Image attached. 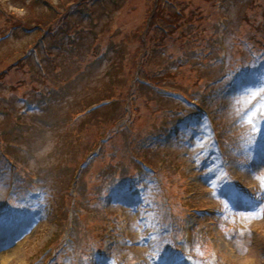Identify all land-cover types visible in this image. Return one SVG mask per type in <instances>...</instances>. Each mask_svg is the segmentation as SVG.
<instances>
[{
    "label": "rangeland",
    "instance_id": "rangeland-1",
    "mask_svg": "<svg viewBox=\"0 0 264 264\" xmlns=\"http://www.w3.org/2000/svg\"><path fill=\"white\" fill-rule=\"evenodd\" d=\"M36 2L0 0L61 24L0 34V264H79L110 232L96 264H160L176 244V264H264V0H168L198 10L143 64L168 87L137 74L125 35L147 0ZM23 44L27 61L4 57Z\"/></svg>",
    "mask_w": 264,
    "mask_h": 264
},
{
    "label": "trees",
    "instance_id": "trees-1",
    "mask_svg": "<svg viewBox=\"0 0 264 264\" xmlns=\"http://www.w3.org/2000/svg\"><path fill=\"white\" fill-rule=\"evenodd\" d=\"M36 1L38 0H32V3L29 5L31 7L33 6L37 7L38 5H40V3H37ZM147 2H148L147 9H146L147 14L144 16V19H143V22L141 23L140 28L130 33H127L125 35L128 41L131 39L134 42H137L138 44L137 48L134 49L135 53H133V55L131 56L132 61L134 62V65L136 66L135 70H138L137 74L141 73L143 75V78H145L149 83L153 84L154 86H156L157 83L161 81L162 84H159L160 86L168 87V85L174 81L173 80L174 75L172 73L166 70L162 74H155L150 70V68H146L145 67L146 65L143 66V64L148 63V61L150 60L149 54L151 53V49L156 47L159 44L158 42L160 38L159 36L160 33L166 34L169 32V30L171 31L172 28H177V27H179V29L181 30L180 26H182L184 23H188L192 25L195 19H197L196 16L198 14V10L195 9L191 14L187 15L185 11L172 10V8L169 9L167 7V4L169 3L168 0H167V3L164 0H147ZM76 7L81 8L83 7V4L80 3ZM172 13H173V16H172ZM1 14L4 16H6L5 14L8 15L6 16L7 18L6 21L8 25L2 24V27L0 28V34L3 33L4 30L5 31L8 30L9 32L12 29L16 33H18L21 29V31L23 30V32L28 33L31 31H41L43 27H47L48 32L51 31V35L50 34L49 35L55 36L54 32L58 30V28L61 25L59 24L57 28L53 31L52 26H54L55 24L51 25V22L48 20L49 18L47 17V15H44L43 13H40V14L39 13L37 14L28 13L27 16H24L25 18L23 20H18L17 17L13 13L8 11L5 6L0 5V15ZM173 25H175V27H173ZM181 32L183 33V35L186 36L184 30H181ZM35 48L36 46L30 45V44L28 45L23 44L21 45L19 49L13 46H10L3 52V55L4 57L13 55L16 58V61H14L12 64H15L17 62V59L20 60V62H25L27 61V58L30 57V54L33 53V49ZM145 55L147 56L145 57ZM122 78L123 77H121V79ZM134 78H135V75L133 73V75L129 77L127 76L125 79L126 83L128 82L127 84H129L130 88L135 87L138 84L136 82L137 80H135ZM113 79L114 81H117V82L122 81L120 78L117 79L115 76H113ZM118 83L121 84L120 82ZM121 89L122 87L118 89H114L116 93L111 95L112 98L116 99V97L122 96V93L120 92ZM111 93L112 91H110L109 95ZM197 94L199 96V93ZM184 95L186 96V100L191 99L192 101V100L199 99V97L196 95V92L194 93L184 92ZM192 96H195V97H192ZM150 99L151 100H147L146 107H151L154 111L160 110L159 106L153 102V99L152 98ZM200 105H201V102H200ZM121 115H123V113ZM116 117L117 119H115L113 122H118L119 119L121 118V116H116ZM126 132H128V130H125V133ZM125 138L129 139V136H125Z\"/></svg>",
    "mask_w": 264,
    "mask_h": 264
},
{
    "label": "snow or ice",
    "instance_id": "snow-or-ice-1",
    "mask_svg": "<svg viewBox=\"0 0 264 264\" xmlns=\"http://www.w3.org/2000/svg\"><path fill=\"white\" fill-rule=\"evenodd\" d=\"M233 199H239L238 194H232ZM160 264H176L175 260L171 257H161Z\"/></svg>",
    "mask_w": 264,
    "mask_h": 264
}]
</instances>
